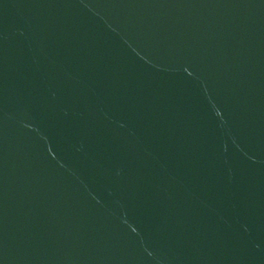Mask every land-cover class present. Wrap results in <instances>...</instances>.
<instances>
[{
	"label": "water",
	"instance_id": "obj_1",
	"mask_svg": "<svg viewBox=\"0 0 264 264\" xmlns=\"http://www.w3.org/2000/svg\"><path fill=\"white\" fill-rule=\"evenodd\" d=\"M0 264H264V0H0Z\"/></svg>",
	"mask_w": 264,
	"mask_h": 264
}]
</instances>
